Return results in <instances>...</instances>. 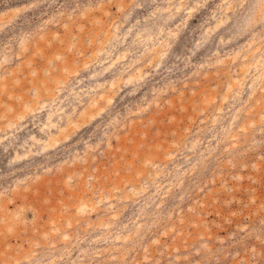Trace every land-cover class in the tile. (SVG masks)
<instances>
[{
    "label": "rangeland",
    "instance_id": "rangeland-1",
    "mask_svg": "<svg viewBox=\"0 0 264 264\" xmlns=\"http://www.w3.org/2000/svg\"><path fill=\"white\" fill-rule=\"evenodd\" d=\"M0 264H264V0H0Z\"/></svg>",
    "mask_w": 264,
    "mask_h": 264
}]
</instances>
